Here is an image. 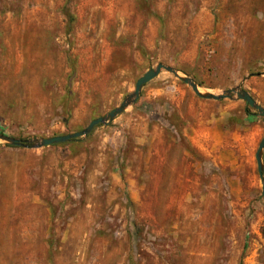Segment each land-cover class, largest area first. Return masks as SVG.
<instances>
[{"label": "rangeland", "instance_id": "374dc122", "mask_svg": "<svg viewBox=\"0 0 264 264\" xmlns=\"http://www.w3.org/2000/svg\"><path fill=\"white\" fill-rule=\"evenodd\" d=\"M158 64L264 108V0H0V136L82 131ZM263 133L162 71L86 137L0 140V264H264Z\"/></svg>", "mask_w": 264, "mask_h": 264}, {"label": "water", "instance_id": "95a60500", "mask_svg": "<svg viewBox=\"0 0 264 264\" xmlns=\"http://www.w3.org/2000/svg\"><path fill=\"white\" fill-rule=\"evenodd\" d=\"M162 71L170 73L175 78L183 82L184 84L188 85L191 90L199 97L205 100H214L219 101L223 99L230 98L232 95H235L237 99L243 101L248 107L253 109L260 117L264 118V108L261 107L253 97L245 91L241 85L228 89L222 94H212L209 92H201L199 91V86L189 77L180 76L178 71L172 67L165 66L163 64H158L156 67L146 71L139 79H137L134 90L131 94H129L122 103L116 107L115 109L111 110L103 117L96 118L88 123V125L82 130L75 133L61 135V136H54L49 138H41L35 139L32 141H21L18 139H13L5 136H0V140L5 142L11 146L23 147V148H31V149H41L44 147L68 143L70 141L76 140L78 138L86 137L95 127L99 125H105L113 121L118 115H120L125 109L129 106L135 104L140 96L142 87L147 84L149 81L156 78ZM264 150V133L263 136L258 144L256 153H255V160L257 171L259 177L264 179V166L262 161V154ZM261 194L264 197V182H262V189Z\"/></svg>", "mask_w": 264, "mask_h": 264}, {"label": "bare ground", "instance_id": "6f19581e", "mask_svg": "<svg viewBox=\"0 0 264 264\" xmlns=\"http://www.w3.org/2000/svg\"><path fill=\"white\" fill-rule=\"evenodd\" d=\"M199 91H201V90L199 89Z\"/></svg>", "mask_w": 264, "mask_h": 264}]
</instances>
